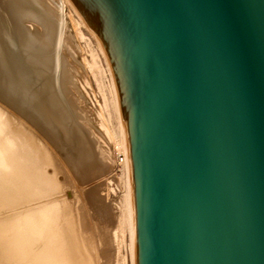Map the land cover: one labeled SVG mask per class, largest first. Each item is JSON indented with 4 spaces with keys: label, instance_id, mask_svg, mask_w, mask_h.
<instances>
[{
    "label": "water",
    "instance_id": "1",
    "mask_svg": "<svg viewBox=\"0 0 264 264\" xmlns=\"http://www.w3.org/2000/svg\"><path fill=\"white\" fill-rule=\"evenodd\" d=\"M112 66L137 264H264V0H66Z\"/></svg>",
    "mask_w": 264,
    "mask_h": 264
},
{
    "label": "bare ground",
    "instance_id": "2",
    "mask_svg": "<svg viewBox=\"0 0 264 264\" xmlns=\"http://www.w3.org/2000/svg\"><path fill=\"white\" fill-rule=\"evenodd\" d=\"M0 6V264H137L134 183L111 64L66 0ZM65 6L90 36L82 49L93 110L77 104L81 66L63 39ZM112 181L121 190L108 233L96 196Z\"/></svg>",
    "mask_w": 264,
    "mask_h": 264
},
{
    "label": "rangeland",
    "instance_id": "3",
    "mask_svg": "<svg viewBox=\"0 0 264 264\" xmlns=\"http://www.w3.org/2000/svg\"><path fill=\"white\" fill-rule=\"evenodd\" d=\"M0 5H3V0H0ZM1 7V6H0ZM1 10V9H0ZM67 8L66 6L63 8V14H64V30H63V39L64 37L67 40V42H71V44H73V47L75 48L74 51V55L76 59V64H79L81 66V68L78 70L77 72V81H76V86L80 91L81 96L77 97V104H79V106L82 107H87L88 110H93L96 106V97L94 96V86L93 85H89L87 83H85V81H87L86 78H88L87 72H85V62H84V57H85V52L82 49V46L84 44V42H88L87 39L89 40V34L87 32V30L81 25L80 27H74L73 23H72V19L70 20L68 13H67ZM2 12V11H1ZM73 17L75 18V16L73 15ZM27 27L31 28L32 25L30 24H25ZM66 27V28H65ZM82 32L83 36L82 38H79L76 34V32H78L79 30ZM77 29V30H76ZM76 33V34H75ZM69 36V38H68ZM82 39V40H80ZM93 44V43H92ZM93 46V45H92ZM102 57V56H101ZM100 57V58H101ZM101 65H104L103 62V58H101ZM100 61V60H99ZM83 70V71H82ZM85 74V75H84ZM93 88V89H92ZM94 93V94H93ZM96 95V94H95ZM92 113V112H91ZM90 113H87V115ZM89 120H91V118H93L92 116L88 115ZM91 126L92 129L96 130L97 124L94 121V118L91 120ZM90 121V122H91ZM95 123V124H94ZM95 126H94V125ZM98 141H100V144L106 148L105 146L107 144H104L102 139H98ZM121 188L119 185H116V183L114 181L109 182L107 185L103 182L100 183L97 191L99 192L98 195L96 196L97 198L100 199V206L99 209L97 211L98 215H97V221L99 224V227L101 228L102 232L107 231L108 233H110V231L113 229L114 226V222H115V218H116V205H117V200H118V196H119V192H120ZM95 199V198H94ZM92 200V199H91ZM126 252L125 249H123V254Z\"/></svg>",
    "mask_w": 264,
    "mask_h": 264
}]
</instances>
